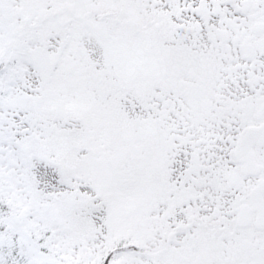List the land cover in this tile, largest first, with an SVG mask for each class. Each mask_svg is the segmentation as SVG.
Instances as JSON below:
<instances>
[{
  "label": "snow or ice",
  "instance_id": "6c2138e0",
  "mask_svg": "<svg viewBox=\"0 0 264 264\" xmlns=\"http://www.w3.org/2000/svg\"><path fill=\"white\" fill-rule=\"evenodd\" d=\"M0 264H264V0H0Z\"/></svg>",
  "mask_w": 264,
  "mask_h": 264
}]
</instances>
